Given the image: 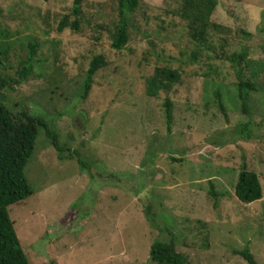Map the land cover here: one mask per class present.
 Wrapping results in <instances>:
<instances>
[{"label":"rangeland","instance_id":"1","mask_svg":"<svg viewBox=\"0 0 264 264\" xmlns=\"http://www.w3.org/2000/svg\"><path fill=\"white\" fill-rule=\"evenodd\" d=\"M72 2L0 0V32L10 35L0 73L18 78L26 44L40 43L32 76L1 90L11 110L27 109L47 124L25 166L32 193L7 207L30 264H155L149 248L156 240L172 242L186 264H249L233 253L244 246L264 264V0H218L210 20L220 27L208 29L209 44L193 63L196 43L175 13L180 0H142L121 49L107 30L114 0H83L80 30L57 32ZM242 51L241 61L227 58ZM97 54L107 65L81 98ZM162 65L180 78L149 96L145 77ZM238 73L255 84L249 115L235 103ZM247 121L256 135L239 139L233 129ZM242 163L262 186L250 203L234 194Z\"/></svg>","mask_w":264,"mask_h":264},{"label":"trees","instance_id":"2","mask_svg":"<svg viewBox=\"0 0 264 264\" xmlns=\"http://www.w3.org/2000/svg\"><path fill=\"white\" fill-rule=\"evenodd\" d=\"M141 1L114 0L117 12L116 19L111 23L110 27L107 25V30L112 40L111 46L114 49H121L128 43L131 28H135L130 16L134 15V12L139 9ZM82 2L83 0H73L71 11L59 17L56 24L57 32H62L65 29L75 32L80 30ZM217 3L218 0H180L178 10L175 13L186 22V33L189 39L196 43L195 50L191 52L188 60L190 63L196 62L201 48L209 44L208 29H218L220 27L210 20ZM45 24L48 25L47 22ZM8 38H10L8 33L0 32V63L4 60V68L10 44L5 47L2 44H5L4 40ZM39 46L40 43L36 39L26 44L28 53L25 59L19 61L18 65L20 67L17 68L18 78L9 76L7 72L5 74L0 73V264H30L16 234L13 222L9 217L7 207L31 195L32 192L25 176V166L34 152L38 129L40 127L47 128L46 122L41 117L32 115L27 109L22 108L13 111L6 106L1 90L8 86L9 80L19 84L32 76L33 64L30 63L36 58ZM245 57L246 53L242 51L233 53L227 58L231 62H237ZM106 65L107 61L102 54L91 57L81 85V98H86L89 95L94 76ZM256 74V69H253L252 75L255 76ZM179 78L180 73L177 69L165 65L156 66L154 72L145 77V92L149 96H157L162 90L170 91ZM254 90H256L254 82L238 73L237 101L235 103L240 105L242 113L250 114L248 102L250 92ZM214 94L217 97L216 102L219 110L225 115L227 105L222 100V93L216 90ZM164 103L165 119L168 129H170L172 101L169 97H166ZM237 126V129L233 130L237 132L239 139L250 140L255 137L256 133L253 131L251 121L239 123ZM50 136L53 145L62 154L63 150L59 147L56 136ZM262 141L264 142V137ZM222 142L218 141L216 143L222 144ZM171 158L175 161H182V157ZM208 193L214 199L213 206H216L219 194L214 190L213 185H210ZM234 194L244 203H250L262 197V186L259 176L254 170L248 169L245 163L240 165L234 185ZM233 253L241 256L249 264H256L253 254L247 246L241 249H233ZM149 254L151 261L155 264H186V256L176 251L172 242L154 241L150 245Z\"/></svg>","mask_w":264,"mask_h":264}]
</instances>
